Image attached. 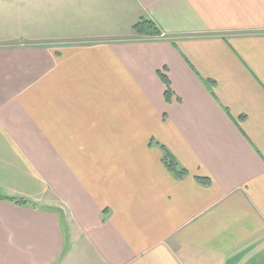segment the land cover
Here are the masks:
<instances>
[{"label":"crops","instance_id":"1","mask_svg":"<svg viewBox=\"0 0 264 264\" xmlns=\"http://www.w3.org/2000/svg\"><path fill=\"white\" fill-rule=\"evenodd\" d=\"M0 28V192L28 203L0 201V264H264V0H0Z\"/></svg>","mask_w":264,"mask_h":264},{"label":"trees","instance_id":"2","mask_svg":"<svg viewBox=\"0 0 264 264\" xmlns=\"http://www.w3.org/2000/svg\"><path fill=\"white\" fill-rule=\"evenodd\" d=\"M134 35L138 39H153L160 38L162 36L161 30L158 26L150 19L140 18L132 27ZM161 81L164 85V100L166 103L170 104L173 101L179 102V97L174 93L171 88L168 78L160 73ZM155 144L159 147L162 152V164L165 169L172 175L176 180H181L189 175L188 171L184 169L176 160L174 155H172L164 146L150 141V145ZM195 180L202 186L207 187L211 184L210 179L206 177L197 176ZM0 201L9 202L15 205H26L27 201L21 198H13L8 196H3L0 193Z\"/></svg>","mask_w":264,"mask_h":264},{"label":"rangeland","instance_id":"3","mask_svg":"<svg viewBox=\"0 0 264 264\" xmlns=\"http://www.w3.org/2000/svg\"><path fill=\"white\" fill-rule=\"evenodd\" d=\"M3 13H6V12L3 11ZM9 26H10V23H8V28H9ZM0 39H4V40L9 39V36H7V35L5 34L4 29H1V28H0ZM7 45H9V44H7ZM1 191H2V192H0V193H1L3 196H8V197L12 196V195L7 194V193L4 192L3 190H1ZM13 198H18V196H17V195H14ZM51 210L55 212L54 209H51ZM62 229H63V227H62Z\"/></svg>","mask_w":264,"mask_h":264}]
</instances>
